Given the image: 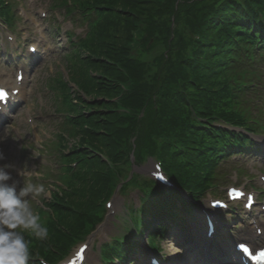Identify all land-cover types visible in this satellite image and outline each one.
Returning <instances> with one entry per match:
<instances>
[{"label": "trees", "instance_id": "1", "mask_svg": "<svg viewBox=\"0 0 264 264\" xmlns=\"http://www.w3.org/2000/svg\"><path fill=\"white\" fill-rule=\"evenodd\" d=\"M64 3L81 10L89 26L87 36L67 57L70 78L79 90L61 77L57 80L63 97L59 110H68L69 133L77 138L70 150L79 155V166L61 175L66 187H59L46 201L54 216L36 207L49 235L41 241L26 234L30 251L48 260L62 257L75 237L95 226L103 214L102 201L123 180V192L130 185L141 187L144 208L153 213L146 228L154 230L151 240L158 248L155 233L167 231L160 223L162 214H169L167 223L176 221L167 208L174 200L162 191L156 193V184L140 181L136 174L127 179L124 166L131 164L133 155L141 164L148 155L159 154L174 181L200 197L212 184L218 158L258 150L247 135L215 121L256 132L264 129L258 118L251 119L247 102L258 82L250 77L256 72L257 53L264 56V0ZM8 6L0 0V12L7 18ZM135 31L139 45L134 48ZM119 82L132 83L131 90ZM112 161L124 166H112ZM154 199L163 205L156 207ZM128 251L116 242L107 255L126 258Z\"/></svg>", "mask_w": 264, "mask_h": 264}, {"label": "rangeland", "instance_id": "2", "mask_svg": "<svg viewBox=\"0 0 264 264\" xmlns=\"http://www.w3.org/2000/svg\"><path fill=\"white\" fill-rule=\"evenodd\" d=\"M57 1L59 0H8L11 8L16 12L15 19H13L15 28H11L13 31H10V34L16 40L14 43H11L15 48H12L10 51L11 55L7 56L5 55L6 51H0V72L5 70L9 74L14 75L16 70L15 66L17 61H19L18 57L22 56L21 61L26 60L25 52H29L26 48V43L35 41L41 47L40 56H36L35 59L32 58L30 60V63L35 64L41 60L42 64L40 63L39 69L31 73L27 67L28 82L33 88V95L31 98L27 96L19 104L21 108H16L13 112V115L15 116L17 114V117L11 119L8 127L5 130L0 129V152L4 155V159L0 160V165H13V168L9 169L12 174V180L8 181V183L16 181L18 189L28 182L36 185L43 184L47 190V194L29 198V203L34 210L35 205L41 203L40 198L43 196L47 197L50 194L49 188H54L52 187V183L56 181L61 164L59 134L64 132L68 135V132L65 131L67 127L65 123L66 116L55 109L54 102L56 99L54 96L58 90L51 89V83L56 78L64 77L67 81H70L69 85L73 90H78L72 77L70 78L73 73L70 69L71 63L64 54L63 46H66L67 30L75 32V36L77 37H84L89 28L86 24V19L84 22L74 21L69 18L67 13L63 12V9L53 7L52 4ZM76 17L77 15H73V18ZM41 25L44 27L42 32ZM59 27H62L63 30L54 34L53 32H56ZM2 33V25L0 24L1 39H3ZM7 33L9 32L6 31V37ZM4 44H7L6 40ZM13 54L16 56L14 60L12 57ZM146 56H152V54L147 52ZM9 59L10 61H8ZM257 59L255 62L256 72L250 77L254 80L258 77V87L256 85L252 86L253 89L247 96V102L249 105L252 104L250 108L254 112L250 116H255L259 112L262 116L264 115V57ZM256 106L258 107L256 108ZM260 107H263V109L260 110ZM258 141L264 143V136H258ZM67 144L70 147V141ZM64 148H67V146H64ZM62 152L65 153V151ZM256 155L247 153L228 159H221L215 168V172H219L224 177L213 181L216 187L211 186L213 188H210L211 190L208 191H211V195L215 192L217 194L219 192L224 193L226 192L227 186L239 185L258 196L257 204H255L252 210L246 211L243 208V203H234V207L238 210H244L240 212V216H246L247 220L242 218H234V220H231L229 216L231 210L223 212L231 220L230 225H234L237 228V235H240L241 232L243 233L244 230L248 231L252 226L254 227L256 225L254 220L264 229V213H259L261 209L260 204L264 200V158L254 157ZM136 167L141 173L148 175V172L151 173L150 170L154 169L152 167V158L149 157L146 162ZM61 171L63 173L65 172L64 167H62ZM20 172L22 176L19 174ZM45 172L51 177L45 176ZM40 176L42 177L40 178ZM118 194L115 196L120 197L121 195ZM139 194L138 190L134 189L129 193V196L125 195L126 197L122 196L123 198H119L116 213L119 214V212L125 210L123 207L124 201H130L129 205L137 207L140 203L138 200ZM209 195H207L202 203L206 208H211L210 202L208 203L210 199ZM216 197L218 196L216 195L213 198ZM117 200L116 198V202ZM107 214L106 224L104 223L105 225L103 227L98 228L88 238L91 244L94 241L99 243L104 240H109L112 235L124 233V228H121L120 225L123 223L121 220H126V217L120 216V220L117 216L114 217L110 214L109 210ZM224 228L228 230L230 226L221 227L222 230ZM241 228L244 230H241ZM253 230L255 232V227ZM175 231L177 230H173L172 233ZM107 234L109 236L105 238L104 236ZM162 247L163 251L166 252V259H169V261L174 260L177 254H182L174 241L163 240ZM97 262L101 264L98 251H92L86 264H96Z\"/></svg>", "mask_w": 264, "mask_h": 264}, {"label": "clouds", "instance_id": "3", "mask_svg": "<svg viewBox=\"0 0 264 264\" xmlns=\"http://www.w3.org/2000/svg\"><path fill=\"white\" fill-rule=\"evenodd\" d=\"M3 159L0 152V160ZM12 168L11 164L0 165V264H30L33 260L47 264L45 258L30 251V240L26 239V234L41 241L49 235L48 228L29 203V198L47 194V190L43 184L28 182L18 189L16 181L8 183L12 180L9 171Z\"/></svg>", "mask_w": 264, "mask_h": 264}, {"label": "snow or ice", "instance_id": "4", "mask_svg": "<svg viewBox=\"0 0 264 264\" xmlns=\"http://www.w3.org/2000/svg\"><path fill=\"white\" fill-rule=\"evenodd\" d=\"M6 96H7V93L5 92V90L0 89V100L5 99ZM233 192L236 193V196L243 195V193H238V192H236V190H233ZM248 200H249V204H250L251 203V197L250 196L248 197ZM241 247H243V245H241ZM83 252H84V248H81L80 252H78L77 255L82 257Z\"/></svg>", "mask_w": 264, "mask_h": 264}, {"label": "bare ground", "instance_id": "5", "mask_svg": "<svg viewBox=\"0 0 264 264\" xmlns=\"http://www.w3.org/2000/svg\"><path fill=\"white\" fill-rule=\"evenodd\" d=\"M15 84H17V82L15 81L14 82ZM24 94V93H23ZM23 94H22V96H23ZM119 203V199L117 200V202H116V206L114 207L115 209L117 208V205H119L118 204ZM112 215L115 217V214H114V212L112 213ZM263 239H264V231H263ZM264 241V240H263ZM96 264H100L99 262H97ZM101 264H105V263H101Z\"/></svg>", "mask_w": 264, "mask_h": 264}]
</instances>
